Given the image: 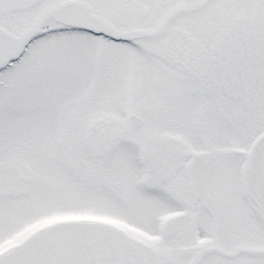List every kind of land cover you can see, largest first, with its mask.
Wrapping results in <instances>:
<instances>
[{"label": "snow or ice", "instance_id": "snow-or-ice-1", "mask_svg": "<svg viewBox=\"0 0 264 264\" xmlns=\"http://www.w3.org/2000/svg\"><path fill=\"white\" fill-rule=\"evenodd\" d=\"M0 264H264V0H0Z\"/></svg>", "mask_w": 264, "mask_h": 264}]
</instances>
